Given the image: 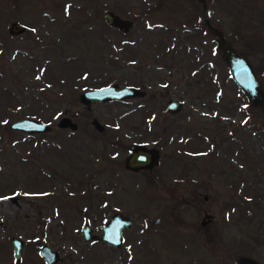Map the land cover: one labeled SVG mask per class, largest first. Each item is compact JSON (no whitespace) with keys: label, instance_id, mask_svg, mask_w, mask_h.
<instances>
[{"label":"rangeland","instance_id":"374dc122","mask_svg":"<svg viewBox=\"0 0 264 264\" xmlns=\"http://www.w3.org/2000/svg\"><path fill=\"white\" fill-rule=\"evenodd\" d=\"M204 3L0 0V264H45L41 245L56 252L53 264H264V110L232 83L202 24L236 51L262 46L264 0ZM105 10L132 25L109 27ZM13 21L22 34L7 33ZM259 52L243 55L253 71L264 69ZM110 84L139 94L80 103L82 91ZM170 98L181 103L173 114ZM61 116L76 129L57 128ZM20 118L48 130L8 128ZM137 144L157 162L126 170ZM115 212L130 218L118 247L96 238ZM83 223L94 239L82 240ZM11 237L22 241L19 261Z\"/></svg>","mask_w":264,"mask_h":264},{"label":"water","instance_id":"95a60500","mask_svg":"<svg viewBox=\"0 0 264 264\" xmlns=\"http://www.w3.org/2000/svg\"><path fill=\"white\" fill-rule=\"evenodd\" d=\"M204 7V0H197ZM103 21L109 27H112L120 32H126L132 25V21L117 15L111 10L103 12ZM205 29L214 36V42L220 57L225 62L230 74L232 83L244 94L247 103L250 106H261L264 110V91L251 67L250 63L238 51L231 48L226 36L216 27L211 26L205 18L202 21ZM25 27L18 22H11L7 26V33L10 36H18L24 32ZM139 92L136 88L130 86H116L115 84L105 85L98 88H90L84 90L79 95V101L85 106L90 102L104 101H121L125 98L134 97ZM181 106L180 101L172 98L165 103V109L168 113L173 114L179 111ZM91 127L96 132L103 130L102 125L96 119L90 121ZM56 127L59 129H69L74 131L76 124L66 116H61ZM8 128L11 130L20 131L23 133H41L48 130V126L44 122H40L31 118H20L12 121ZM158 153L154 148H146L143 145H134L130 148L129 154L125 157L123 167L129 171H138L150 169L157 162ZM130 225V218L124 217L120 213L111 214L104 225L100 228V234L97 239L106 242L112 247H118L121 242V230ZM82 240H92L94 235L91 234L88 224L83 223L80 227ZM21 242L19 238L11 237L9 243L11 245L13 259L19 261ZM39 257L45 264H53L57 258L54 250L46 245H41L38 249ZM237 264H257L255 261L244 258L240 259Z\"/></svg>","mask_w":264,"mask_h":264},{"label":"trees","instance_id":"16d2710c","mask_svg":"<svg viewBox=\"0 0 264 264\" xmlns=\"http://www.w3.org/2000/svg\"><path fill=\"white\" fill-rule=\"evenodd\" d=\"M190 2H193V3H195L194 2V0H189ZM160 4V3H159ZM196 4H200V3H196ZM161 5V4H160ZM201 5V4H200ZM146 7H147V12L146 13H148V12H150V11H152L154 8H159L160 6L157 4V3H153V4H150V5H148V4H146ZM203 19H205V18H203ZM203 19H202V21H203ZM207 19V18H206ZM210 23V22H209ZM192 26H194V24L192 23ZM244 30V29H243ZM244 31H246V30H244ZM240 32H242V30L240 31ZM227 38V37H226ZM228 40V39H227ZM254 41L253 42H255V44L257 45V43H256V41H255V39H253ZM257 40V39H256ZM261 41V40H260ZM261 43H262V41H261ZM263 45L262 46H256V45H252V46H242V47H239V51L238 52H240L242 55H246L247 57H249L251 54H253V55H261L262 53H257L258 51H261V52H263L264 51V41H263V43H262ZM264 60V59H263ZM264 62V61H263ZM54 62H51L50 64H53ZM54 72V74H55V76H56V79H58V73H57V71L55 70V69H52ZM254 73H255V75H256V77H257V79L259 80V82H260V85L262 86V89H263V91H264V69H260L259 67H257V66H255V68H254ZM19 84L22 86V91L24 92V93H26V89L23 87L25 84L24 83H22V80H19ZM128 86V85H127ZM21 88V87H20ZM244 125H245V127H247V128H250V127H252V124H250L249 122H248V120L245 118V121H244ZM231 133V132H230ZM258 137H260V138H262V135H259ZM262 141H264V137H263V139H262ZM241 143L243 142V140H241L240 141ZM240 145V144H239ZM250 160H248V162H249ZM242 166V165H241ZM251 168L250 167H248V165L246 164V167H245V172L246 173H248V175H251V173L250 172H252L253 173V171L252 170H250ZM250 170V171H249ZM243 174H245L244 172H240V175H243ZM241 178V177H240ZM241 180V179H240ZM242 183H244L243 181H241Z\"/></svg>","mask_w":264,"mask_h":264},{"label":"flooded vegetation","instance_id":"af4514ba","mask_svg":"<svg viewBox=\"0 0 264 264\" xmlns=\"http://www.w3.org/2000/svg\"><path fill=\"white\" fill-rule=\"evenodd\" d=\"M195 3H200L199 1L197 0H194ZM203 200H206V197L203 198ZM202 224V223H201Z\"/></svg>","mask_w":264,"mask_h":264}]
</instances>
